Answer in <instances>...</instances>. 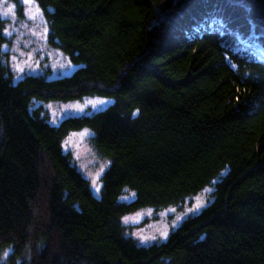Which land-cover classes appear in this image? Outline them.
<instances>
[{"label":"trees","instance_id":"1","mask_svg":"<svg viewBox=\"0 0 264 264\" xmlns=\"http://www.w3.org/2000/svg\"><path fill=\"white\" fill-rule=\"evenodd\" d=\"M33 1L75 69L13 82L0 62V258L264 264V63L245 45L264 48V0ZM85 97L110 104L57 125L33 107ZM81 129L109 163L99 197L61 150ZM208 187L166 241L125 236L124 216Z\"/></svg>","mask_w":264,"mask_h":264},{"label":"rangeland","instance_id":"2","mask_svg":"<svg viewBox=\"0 0 264 264\" xmlns=\"http://www.w3.org/2000/svg\"><path fill=\"white\" fill-rule=\"evenodd\" d=\"M7 7L13 8V13L7 17L0 16L4 38L0 48V62L11 80L17 82L25 76L54 79L70 75L75 67L66 55L50 45L48 24L38 5L33 0L30 3L29 0H0V13ZM258 42H254L256 46L260 44ZM109 104L110 101L106 99L85 97L66 102H34L33 107L39 108L40 115L50 125H57L65 118L90 115ZM91 137V132L86 129L70 132L62 140L61 150L68 155L71 165L87 182L91 193L99 197L101 177L109 163L95 151ZM131 199L132 194L120 198L123 202ZM211 199V188L208 187L186 198L178 207L159 210L145 208L126 215L121 219L125 236L140 246L162 243L183 221L207 206ZM164 233H167L166 237ZM8 257L9 252L0 258V264H11Z\"/></svg>","mask_w":264,"mask_h":264},{"label":"bare ground","instance_id":"3","mask_svg":"<svg viewBox=\"0 0 264 264\" xmlns=\"http://www.w3.org/2000/svg\"><path fill=\"white\" fill-rule=\"evenodd\" d=\"M255 40H258V37H255ZM243 43H246L244 40H242ZM254 41H249V43H246V47L248 50H251V52L253 53V57L254 60L256 62H261L264 63V48L258 44V46L255 45V43H253ZM260 48H262V50H260Z\"/></svg>","mask_w":264,"mask_h":264},{"label":"snow or ice","instance_id":"4","mask_svg":"<svg viewBox=\"0 0 264 264\" xmlns=\"http://www.w3.org/2000/svg\"><path fill=\"white\" fill-rule=\"evenodd\" d=\"M29 3H30V0H29ZM11 13H13V8L7 7L2 13H0V16L7 17ZM133 115H135V113ZM81 135H84V133H82ZM197 207H200V205H197ZM125 219L127 220V218H125ZM166 235H167V233H164L165 237H166ZM152 239H155V237H153Z\"/></svg>","mask_w":264,"mask_h":264},{"label":"water","instance_id":"5","mask_svg":"<svg viewBox=\"0 0 264 264\" xmlns=\"http://www.w3.org/2000/svg\"><path fill=\"white\" fill-rule=\"evenodd\" d=\"M260 50H262V48H260Z\"/></svg>","mask_w":264,"mask_h":264}]
</instances>
